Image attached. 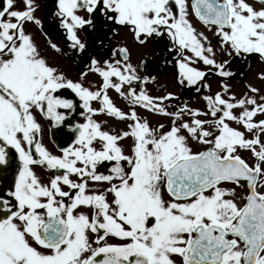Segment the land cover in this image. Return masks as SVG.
Masks as SVG:
<instances>
[{"label": "snow or ice", "instance_id": "obj_1", "mask_svg": "<svg viewBox=\"0 0 264 264\" xmlns=\"http://www.w3.org/2000/svg\"><path fill=\"white\" fill-rule=\"evenodd\" d=\"M22 3V9L16 7V0H6L0 7V166L14 172L10 182L0 177L9 189L5 195L0 188V264H177L175 256L180 264H264V191L258 189V185L264 188L260 139L264 119H253L258 113L264 115V103L247 95L225 99L217 92L204 97L207 112L187 105L170 112L164 101L175 98L172 93L152 97L144 89L138 94L131 87L127 93L122 91L124 84L148 79L138 76L128 62L126 47L113 52L122 59L105 60L103 66L91 58L89 70L98 73L102 83L98 90H90L66 78L41 55L25 31L28 22L41 25L35 16L39 5L36 0ZM258 4L58 0L55 15L70 46L80 51L86 44L78 30L95 28L97 13L104 22L128 28L140 44L166 34L172 50L183 57L178 61L180 83L197 85L206 73L191 66L196 61L215 68L221 77L232 73L226 70L229 61L217 63L211 41L191 24L189 8L205 25L216 27L218 46L227 49V55L258 54L264 60V0ZM50 46L60 51L55 43ZM109 88L127 95L133 107L127 112L116 107L107 94ZM61 89H70L79 98L85 121L75 125L74 141L55 155L38 138L42 128L35 113L61 123L65 113L58 109L75 111L72 99L56 94ZM223 91L228 92L227 85ZM97 100L101 106L92 107ZM135 106L171 117L167 130L163 124L151 127ZM235 108L242 109L238 116L232 111ZM98 114L131 123L126 131H105L93 118ZM185 115L191 119L185 120ZM209 115L213 119L199 118ZM227 121L241 124L253 138H245ZM128 138L126 153L121 141ZM191 141L208 147L194 150ZM238 148L249 150L255 163L242 158ZM9 149L18 154L15 169ZM103 162L110 164L109 174L98 171ZM33 166L62 170V174L42 183ZM89 181L107 186L90 191ZM241 181L247 182L248 191L238 204L236 188L221 185L243 187ZM110 238L118 242H109Z\"/></svg>", "mask_w": 264, "mask_h": 264}, {"label": "flooded vegetation", "instance_id": "obj_2", "mask_svg": "<svg viewBox=\"0 0 264 264\" xmlns=\"http://www.w3.org/2000/svg\"><path fill=\"white\" fill-rule=\"evenodd\" d=\"M6 0H0V7L5 5ZM58 0H36V4L39 5L38 10L35 12V16L41 21V25H36L34 23L28 22L25 24V31L30 33L38 49L43 52V57L46 60L52 62V65H57L60 67L64 75L66 73V68L74 74L88 75L92 79H99L102 83V78L98 73L90 71V60L95 58L103 66L105 60L113 62L117 59H122L121 55L117 52L114 56V50L119 47H126L128 49V62H130L136 69L137 75L141 78L147 77L145 81L141 79L139 81H134L131 86L124 84L122 85V91H127L134 88L138 94L141 89H144L148 95L152 97H163L167 96L168 93H172L175 98L164 101V105L167 107L168 111L174 112L179 108H183L187 105L190 109H199L201 112L208 111L207 101L204 99L206 96H214L217 92H220L225 99L230 96H235L236 99L244 98L245 95L253 97L256 99L257 103H264L260 98L264 97V60H261L258 54H241L239 56L233 54L231 56L227 55V49L219 48V37L215 36L216 27L214 25H205L200 21L195 13L189 8V20L198 32L203 33L204 36L211 41V46L216 51L217 63L223 60L229 61L226 66V70L231 72L232 75L229 77H221L215 68L211 66L204 65L202 61H196L192 64V67H196L199 70L205 71L206 76L197 85H188L185 81L180 83V71L178 66V61L182 60L183 57L178 56L172 50V41L165 34L162 36L149 37L144 44L138 43L131 33V31L117 24H113L111 21L104 22L99 18L97 13V19L95 20L96 27L91 28L85 26L83 29L78 30V35L81 42L86 44L84 51L79 49H74L70 46L71 42L66 37L65 30L61 27L59 22V17L55 15ZM254 6L259 7L258 0H248ZM191 0H189V4ZM23 8L22 7L20 9ZM83 13V16L87 18V13L80 11L78 14ZM211 29V30H210ZM118 33V34H117ZM50 43H55L60 51H56L51 48ZM185 55H190V53L185 52ZM92 73V74H90ZM113 80L117 78L113 77ZM96 81V82H97ZM98 82V83H99ZM118 82V81H117ZM204 85H210V87H205ZM224 85L228 86V92L224 93ZM258 89V92L253 93L250 88ZM96 91V90H95ZM73 92L67 93L64 91H59L56 94L62 96L63 98H70L77 105L75 111L68 109H58V111L65 113V120L61 123H56L54 127H51L52 122L44 115L35 113L38 122L41 124L42 132L38 134V138L41 140L42 144L46 149L55 155H61L60 149L63 147H68L75 139L76 133L73 131L76 124L83 123L85 121V116L81 115L83 108L80 107L82 102L78 97L72 94ZM108 96L113 101L114 105L120 108L122 111H129L133 107L127 95L122 97L119 93L115 91L114 88H109L107 91ZM101 106L100 101H93L92 107L99 108ZM247 107H252L248 105ZM135 110L143 119H146L150 126L153 128L158 127L163 124L165 130H167L171 117L156 114L152 111H148L140 106H135ZM235 115H239L242 111L240 108H235L232 110ZM98 122L101 123L102 130H115V133L121 131H126L127 125L131 123L128 120H120L116 117L98 114L93 117ZM205 120H211L213 117L201 116L199 117ZM185 120L191 119L188 115L184 116ZM254 121H259L264 119V115L257 114ZM231 127L242 131L245 138L251 139L253 135L248 132L241 124L235 121H227ZM261 142H264V133H260ZM124 146L125 152L128 153L129 145L131 143V138L121 141ZM191 146L194 150L203 151L208 147L207 145L198 144L195 141H191ZM99 147V145H96ZM259 146L257 145V149ZM9 159L14 160L13 169H15L19 164L18 154L15 153L14 149H9ZM239 155L244 158L250 165L255 163V157L249 150L237 149ZM34 158H36L34 156ZM35 173L38 175L42 183H47L50 177L54 174H62V170L57 172V170H47L40 166H33ZM264 167V165H262ZM110 164L108 162H103L98 165V171L103 174H109ZM14 172L11 170H6V166H0V177H6L10 182L13 178ZM73 180L77 178L75 176L70 177ZM243 187H237L231 183H223L221 187L226 188H236L237 192V203L242 204L243 200L240 197L245 196L248 191L247 182L241 181ZM63 190L71 191L67 186L61 185ZM106 184L103 185H93V182L89 181V190L91 191L93 187L98 188L103 191ZM0 188H3L5 195L8 192V187L5 186V181L0 179ZM264 191V188H259ZM68 202L67 198H64ZM109 199L111 196L109 195ZM82 211L90 212L88 208H82ZM94 238V237H93ZM109 242H118L114 238H110ZM180 264V257H173Z\"/></svg>", "mask_w": 264, "mask_h": 264}, {"label": "rangeland", "instance_id": "obj_3", "mask_svg": "<svg viewBox=\"0 0 264 264\" xmlns=\"http://www.w3.org/2000/svg\"><path fill=\"white\" fill-rule=\"evenodd\" d=\"M22 0H16V7L17 8H21L22 7ZM80 15H83V13L81 12L80 13ZM40 51V50H39ZM40 53H41V55L43 56V52H41L40 51ZM44 58H45V56H44ZM46 59V58H45ZM53 63L52 62H49V65L50 66H52V67H55L56 69H58V71H61V69H60V67L59 66H57V65H52ZM90 74H92V73H90ZM65 77L66 78H68V79H71V80H73V81H79V82H81L85 87H89L90 88V90H93V91H95V90H98V88H99V86L101 85V83L99 82V81H97V80H99V79H92V77H89L88 75H79V74H74V73H72V72H70L69 70H68V68H66V73H65ZM97 81V82H96ZM99 82V83H98ZM59 91H64V92H67V93H70V92H72L70 89H61V90H58V92ZM73 95H74V93H72ZM66 98H68V97H66ZM68 99H70V98H68ZM50 123H54V124H52L51 125V127H54L55 125H56V123H55V121H52V122H50Z\"/></svg>", "mask_w": 264, "mask_h": 264}]
</instances>
